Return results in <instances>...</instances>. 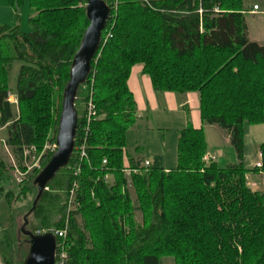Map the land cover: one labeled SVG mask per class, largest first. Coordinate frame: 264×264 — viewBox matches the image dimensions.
<instances>
[{
	"label": "trees",
	"instance_id": "1",
	"mask_svg": "<svg viewBox=\"0 0 264 264\" xmlns=\"http://www.w3.org/2000/svg\"><path fill=\"white\" fill-rule=\"evenodd\" d=\"M27 1L31 32L0 26V129L8 130L6 146L22 172L27 150L41 153L50 135L57 142L64 90L89 27L87 0ZM103 1L111 14L91 72L77 93L75 149L68 167L32 211L39 193L37 175L9 189L11 178L0 158V198L7 195L11 205L17 190L20 196L34 191L24 225L32 217L27 231L36 236L67 229L70 264H162L164 259L174 264H264V194L247 182L251 172L264 175V143L260 167H244V126L264 125V46L248 39L242 0H118L116 10L113 0ZM8 2L20 20L25 0ZM17 61L22 62L15 90L18 113L8 102L9 74ZM136 66L157 93L198 94L202 123L228 135L238 163L220 168L206 160L204 130L190 123L178 134L176 169L167 172L160 157L141 158V148L135 150L138 157L131 154L126 135L138 118L128 82ZM90 97L98 117L85 134ZM84 140L88 161L75 177L76 149ZM146 161L150 166L141 168ZM126 168L140 172L127 178ZM2 221L9 223L2 258L15 264L19 237L28 239L29 250L30 237L22 228L16 230L8 208Z\"/></svg>",
	"mask_w": 264,
	"mask_h": 264
},
{
	"label": "rangeland",
	"instance_id": "2",
	"mask_svg": "<svg viewBox=\"0 0 264 264\" xmlns=\"http://www.w3.org/2000/svg\"><path fill=\"white\" fill-rule=\"evenodd\" d=\"M249 1L253 3H259L260 5L264 3V0H249ZM8 5L14 11V9L10 6L9 2ZM25 8L28 10L29 14H31V9L29 7L27 0H25V3L20 8L19 10L20 13L21 11L23 12ZM2 14L3 13H1L0 10V16H2ZM16 16L17 15L15 13V19L19 21ZM7 17H5L4 19H7ZM255 23L257 27H261V25H264V21H262L260 18L255 19L253 25H255ZM15 26L16 25H12L10 27H15ZM19 27L20 30L24 33L31 32L32 28L30 26L29 18L25 17L23 20L22 27L21 26ZM21 66H22V62H18V61L15 62L12 65L9 74V88L11 90L10 93L14 97H16L15 90L17 87L18 75ZM12 106L14 107L15 112L18 113V102L12 104ZM149 114L150 115L148 116L149 117L148 121H146L145 119L146 115L144 114H140L141 119L139 121V124L142 127L149 126L150 127L149 130L141 128L137 130L130 129L128 131L126 135L127 150L130 153L132 152L134 153L137 147L147 145L148 143L154 146L152 148L159 149L158 147L159 145L166 143L168 149H171V156L167 153V160L164 169L165 170L174 169L176 167V162H175L174 152L172 153V150L174 149V145H176L177 134L175 133V130L172 126L166 125L164 124V122H162L164 115L161 111L160 112L150 111ZM152 117H154V120L152 119ZM193 119H194V115L191 118V123ZM204 126L205 127L203 128V130L205 134V140L207 143L208 154L214 157V161L217 163V165L220 168H225L237 164L238 162L237 154L234 148L231 146L230 142H228L225 139V137L222 135L224 134V132L221 133L219 131H215L217 129H212L208 127V125H204ZM8 137H9V133L7 130L0 132V158H2V160L7 165V172L11 178L10 180L11 185H8L7 188L11 189L13 187L17 188L19 185H23L24 181L27 178H29L31 175L32 177L34 175L38 176L40 172L45 168L44 167L45 160L50 155H54V153L57 150V146L56 143L51 141L53 136L50 135V138L46 143V145L44 146V149L41 153L35 150L33 151V155L31 156L30 159L25 160L24 158V165H22V168L24 167L26 171L22 172L21 166L19 165L16 158L12 155L11 150L9 149L10 155L5 151V147H6L5 141H7ZM263 143H264V125L251 126L246 124L244 126V153H245L244 167L247 170L252 171L257 163L260 164L261 162L260 147ZM143 155L148 159L152 158L150 156V153L147 152V150ZM259 174L260 177L258 178L257 181L258 184L255 183L256 179L254 176H247V182H248V186L253 191L264 194V175L261 173ZM17 191H16L17 194L11 200V205H8L9 199L7 195H4L0 198V214H1L0 216H2V212L4 211V208H8L10 213L13 214V216L15 217L16 230L19 232V230L24 226V218L29 213V210L31 208V203L34 200V191H30L29 193H26L25 195L22 196L18 195L20 192ZM130 193L133 199L135 200L136 195L133 188H130ZM136 217H137L136 218L137 221L141 223L142 222L141 213H137ZM29 221H30V225L26 227L27 229L25 228V232H28L27 230L32 229L31 224L33 223V218L31 217ZM8 230H9V223L5 221L0 222V264H5L2 258L1 250H4L6 248V244H7L6 237L8 236ZM19 238L20 239L18 245L20 247L19 248L15 247L13 254L15 264H22L29 250L28 239H26L24 236H20ZM162 264H174V261L172 259H164L162 261Z\"/></svg>",
	"mask_w": 264,
	"mask_h": 264
},
{
	"label": "water",
	"instance_id": "3",
	"mask_svg": "<svg viewBox=\"0 0 264 264\" xmlns=\"http://www.w3.org/2000/svg\"><path fill=\"white\" fill-rule=\"evenodd\" d=\"M110 14V7L105 1L87 0L86 15L89 20V27L73 59L70 80L64 90L56 142L57 150L34 181L39 193L32 211L35 210L48 185L59 172L68 167L74 154L78 122V114L75 107L77 93L91 72V62L99 51L102 33L110 18ZM26 226L27 223L25 222L22 232L30 237V250L24 264H56V237L53 234L33 235L30 232H25Z\"/></svg>",
	"mask_w": 264,
	"mask_h": 264
},
{
	"label": "crops",
	"instance_id": "4",
	"mask_svg": "<svg viewBox=\"0 0 264 264\" xmlns=\"http://www.w3.org/2000/svg\"><path fill=\"white\" fill-rule=\"evenodd\" d=\"M7 1L8 0H0V10H1V13H3L2 16H0V26L10 27L12 25H16V26L22 27L24 18L25 17L30 18L31 14H29L28 10L25 8L23 10L24 13L22 11L20 13L19 11L20 20L17 21L15 19V11H13L9 7ZM242 2H243L244 13L246 17V24L248 28V39L252 43H257L260 46H264V25H261V27H257L256 23L255 25H253V23L255 22V19L260 18L262 21H264V9H263L264 3L260 5L259 3H253L249 0H242ZM256 6H258L259 9L257 11H254V7ZM5 17H7V19H4ZM128 85H129L130 91L132 92L134 96V100H135L136 107H137V118H138L137 125L131 129L137 130V129L144 128L146 130H149L150 129L149 126L142 127L139 124V121L141 119L140 114L146 115L145 119L146 121H148L149 120L148 116L150 115L149 114L150 111L152 112L161 111L164 115L162 122H164V124L166 125L172 126L175 130V133L177 134L176 145H174V149L172 150V153L174 152L175 162H176V167H177V144H178L179 132L186 129L189 123L191 125L193 124L192 127L195 129H201L205 127L204 126L205 124L202 123L201 118H200V97L199 95L196 93H190L187 95L178 96V94H173V93H157L156 91H154L152 87L150 78L143 73L141 66H136L132 69ZM193 115H194V119L192 120V123H191V118ZM152 119L154 120V117H152ZM208 127L212 129H217L215 131H219L221 133L224 132L223 130H221L220 128L216 126L208 125ZM4 130H7V129L6 128L0 129V132ZM222 135L225 137V139L228 142H230V139L225 132ZM7 141H5V145ZM152 147L154 146L148 143L147 145H143L137 148L143 149V154L147 150V152L150 153V156L152 158L154 157L162 158L163 165L165 166L166 160H167V153L171 156V149H168V146L166 145V143L159 145L158 146L159 149L152 148ZM5 151L10 155L9 148L7 146L5 147ZM131 154H133L135 157H138V154L135 153V151L134 153L132 152ZM143 154L140 155L141 158H145ZM207 159L215 162L214 157L210 156L209 154L207 155ZM258 165L259 163H257L255 167H258ZM176 167L174 169H176ZM174 169L166 170V171L170 172ZM259 175H260L259 173H256V174L249 173L248 174V176L255 177L256 184H258L257 181H258V178L260 177Z\"/></svg>",
	"mask_w": 264,
	"mask_h": 264
},
{
	"label": "built area",
	"instance_id": "5",
	"mask_svg": "<svg viewBox=\"0 0 264 264\" xmlns=\"http://www.w3.org/2000/svg\"><path fill=\"white\" fill-rule=\"evenodd\" d=\"M113 3H114L113 7L116 10L118 8V0H113ZM258 9H259L258 6L254 7V11H257ZM15 98L16 97L10 94L8 97V102L10 104L17 103V99ZM97 117H98V114H97L96 106L94 104L93 98L90 97L85 105V116H84V119L86 121L85 127H84L85 134H88L91 123L95 122L97 120ZM33 151H35V149L31 148L30 150H27L25 152L24 154L25 160H28L31 158V156L33 155ZM76 154H77L78 161L75 167L74 176L78 177L81 172V165L83 164L84 161H88L86 140H84L80 144V146L77 147ZM106 164H107L106 161H104V165ZM149 166H150V162L146 161L144 165L141 166V168L142 167L148 168ZM258 167H260V164L258 165ZM139 172H140V169L132 170V169L126 168L123 170V173L127 178H130L132 174L137 175ZM109 179H110L109 176L105 177V181H109ZM77 186L78 184L77 182H75L73 185V189L70 193V199L68 201V212L69 213L71 212L74 206L75 191L77 189ZM51 234H53L57 239L56 264H70L69 254L67 252V248L64 242V240L67 237V229L60 231V232H54ZM59 239L61 240L60 243L58 242Z\"/></svg>",
	"mask_w": 264,
	"mask_h": 264
}]
</instances>
